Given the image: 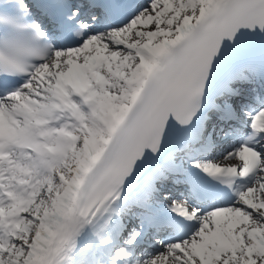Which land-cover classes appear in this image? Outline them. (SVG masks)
Masks as SVG:
<instances>
[{
  "label": "snow or ice",
  "instance_id": "obj_1",
  "mask_svg": "<svg viewBox=\"0 0 264 264\" xmlns=\"http://www.w3.org/2000/svg\"><path fill=\"white\" fill-rule=\"evenodd\" d=\"M0 264H264V0H0Z\"/></svg>",
  "mask_w": 264,
  "mask_h": 264
}]
</instances>
